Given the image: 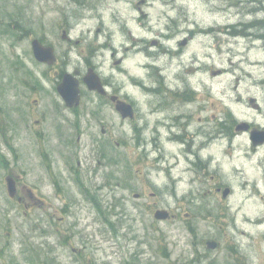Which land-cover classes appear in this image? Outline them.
Wrapping results in <instances>:
<instances>
[{"label":"rangeland","instance_id":"rangeland-1","mask_svg":"<svg viewBox=\"0 0 264 264\" xmlns=\"http://www.w3.org/2000/svg\"><path fill=\"white\" fill-rule=\"evenodd\" d=\"M256 18L264 21V0H0V264H236L240 246L260 262L264 225L247 217L264 219V145L226 135L243 121L264 128ZM34 38L55 49L56 65L34 59ZM85 63L97 67L106 97L135 102V120L84 84L78 110L64 105L59 68L84 77ZM158 75L172 88L189 76L202 90L210 133L193 148L202 147L205 170L166 135L156 148V116L152 125L140 119ZM32 110L46 119L44 152ZM12 127L23 140L14 149ZM8 174L21 179L31 209L8 196ZM163 208L175 217L156 220Z\"/></svg>","mask_w":264,"mask_h":264},{"label":"flooded vegetation","instance_id":"flooded-vegetation-1","mask_svg":"<svg viewBox=\"0 0 264 264\" xmlns=\"http://www.w3.org/2000/svg\"><path fill=\"white\" fill-rule=\"evenodd\" d=\"M185 24H193L192 17L186 18L183 21ZM188 29V38L190 41L193 40V37L196 35L193 32V28L187 26ZM199 34L203 35L204 31L201 30ZM126 58H122L121 61H125ZM93 63H86L87 67H91ZM121 67L124 66V63L120 64ZM70 67H61L59 70L63 71L69 69ZM52 69L57 70L56 67H52ZM202 70V69H201ZM202 72V71H200ZM180 82L183 84L182 87L179 84L176 85L175 88L166 86V83L163 78H158L155 82V94L151 96L152 101L150 102L152 106L148 107V110H142V122L146 125L151 123V117L156 116L155 120V130L156 135L160 138L163 132L167 133L168 140L175 142L173 137H176L177 141H183V143H187L189 139H193L191 143L185 144V147L188 149L187 152H193L192 148L193 145L196 144L197 139L199 137L206 138V136L210 133V130L205 127L206 124H209L210 120L207 118L208 108L205 107L204 102L202 101L203 98L198 95V92H201V88H198L194 85L193 80L191 77L188 76L186 80L181 79ZM105 83V81H104ZM200 84V82H199ZM257 97L251 99V104L256 105L255 110L260 111L262 110V106L258 105ZM32 123H34V128L32 131L35 136V146L40 151H45L44 148V137L46 128L44 125L46 124L45 118H36L35 110H32ZM199 122L198 126L195 127V122ZM248 124V125H244ZM224 123H219L218 128L215 130H219L223 132ZM210 126V125H209ZM241 131H235L237 137L242 135H247L249 144L253 147H260L264 145L262 144H254L251 141V133L255 130H264L263 127L260 126L257 122H248L243 123L241 125ZM11 130V144L14 147L19 145V142L23 141L22 136L19 133V130L13 129ZM221 134V133H220ZM157 139V137H156ZM202 146H205V141L201 142ZM190 158V157H189ZM17 179V178H16ZM18 189H20V181L17 179ZM26 202V201H25ZM26 207H30L28 203H25ZM247 223L252 226H260L261 220L256 217H247ZM264 239V237H263ZM236 257V264H264V258L262 254L258 253L261 258L260 262L253 260L251 255L256 256V252H251L250 248L248 249V254H246L244 248L242 246L238 247L235 252Z\"/></svg>","mask_w":264,"mask_h":264},{"label":"water","instance_id":"water-1","mask_svg":"<svg viewBox=\"0 0 264 264\" xmlns=\"http://www.w3.org/2000/svg\"><path fill=\"white\" fill-rule=\"evenodd\" d=\"M33 49H34L35 56L39 61L47 62V63H53L55 61L53 49L50 47H44L38 40L33 41ZM85 82L88 85L89 89L98 90L100 93H104L100 79L95 74H92V73L89 74L85 78ZM58 91L61 94V96L64 98L65 102L67 103L69 107L79 104V101H80L79 81L72 74H66L64 76V80L58 86ZM117 108L122 113L123 117L133 116L134 112H133V108L131 105L121 103L117 106ZM261 136H263V138L260 139ZM253 139L256 142L263 141L264 133H261V134L254 133ZM9 189H10L11 195H14L15 190L10 180H9ZM155 217L157 219H167L169 217V213L166 210H158L155 213ZM208 245L213 248L216 247L215 242H209Z\"/></svg>","mask_w":264,"mask_h":264},{"label":"bare ground","instance_id":"bare-ground-1","mask_svg":"<svg viewBox=\"0 0 264 264\" xmlns=\"http://www.w3.org/2000/svg\"><path fill=\"white\" fill-rule=\"evenodd\" d=\"M258 28H261L262 30H263V32H264V27L263 26H261V27H258ZM260 35H264V33H262V34H260ZM260 35H257V36H260ZM223 132H226V130L224 129L223 130ZM174 139H175V142H177L176 144L179 146L180 145V147H182L183 148V150H188L186 147H185V144H189V143H191V141L193 140V139H189V141L187 142V143H183V141H177L176 139V137H173ZM64 197H68V195L66 194V192H65V195H64Z\"/></svg>","mask_w":264,"mask_h":264},{"label":"trees","instance_id":"trees-1","mask_svg":"<svg viewBox=\"0 0 264 264\" xmlns=\"http://www.w3.org/2000/svg\"><path fill=\"white\" fill-rule=\"evenodd\" d=\"M263 23H264V21H258V23H256V25H258V27H261ZM260 36H261V38L264 37V35H260Z\"/></svg>","mask_w":264,"mask_h":264}]
</instances>
